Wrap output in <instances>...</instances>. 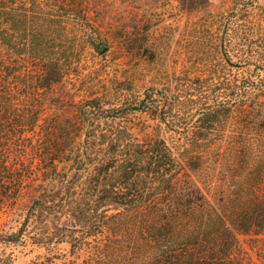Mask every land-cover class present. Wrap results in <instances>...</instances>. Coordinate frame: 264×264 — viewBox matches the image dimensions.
<instances>
[{"label": "trees", "instance_id": "obj_1", "mask_svg": "<svg viewBox=\"0 0 264 264\" xmlns=\"http://www.w3.org/2000/svg\"><path fill=\"white\" fill-rule=\"evenodd\" d=\"M176 1L188 11L212 3ZM254 1L232 0V9ZM99 2L0 0V213L18 216L23 231L37 225L39 245L85 253V264H264V35L248 42L254 55L243 62L232 61L231 40L222 43L226 66L252 68L243 77L226 74L196 97L144 98L134 110L156 108L158 123L139 137L120 120L123 108L98 97L71 108L79 119L47 110L71 59L44 56L56 54L62 20L53 12L65 10L66 25ZM80 32L97 46L96 33ZM216 163L233 171L232 184L216 178ZM239 235H251L249 250Z\"/></svg>", "mask_w": 264, "mask_h": 264}, {"label": "rangeland", "instance_id": "obj_2", "mask_svg": "<svg viewBox=\"0 0 264 264\" xmlns=\"http://www.w3.org/2000/svg\"><path fill=\"white\" fill-rule=\"evenodd\" d=\"M122 1L100 0L86 19L81 14L66 25L67 12H53L55 21L62 20L51 41L56 54L44 56L68 55L71 59L67 78L52 95L46 93L48 113L63 110L61 118L71 113L72 118L79 119L77 110L71 108L98 97L105 109L123 108L120 120L141 137L153 133L158 123L156 108L150 112L134 110L148 95L153 100L179 91L180 95L196 97L210 91L209 85L223 86L221 79L226 74L236 79L253 71L247 66H226L222 43L231 40L234 63L253 57L247 45H255L253 41L264 35V0H255L246 12L232 9V0H212L207 9L192 11L182 9L176 0H140L133 6ZM82 26L96 33L97 46L84 39ZM243 36L248 39L243 41ZM192 80L197 84L192 86ZM67 92L70 98L64 99ZM48 113L41 119L49 117ZM161 133L170 142L175 136L164 129ZM212 172L219 181L233 183V171L228 167L216 163ZM18 219L11 213H0V234L24 233L17 241H0V259L9 264H85V253L76 257L67 243L50 247L37 244L33 238L37 225L32 223L23 231ZM239 238L249 250L251 235Z\"/></svg>", "mask_w": 264, "mask_h": 264}]
</instances>
